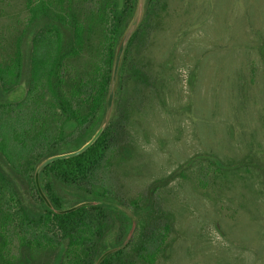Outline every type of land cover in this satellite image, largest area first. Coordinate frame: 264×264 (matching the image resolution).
Segmentation results:
<instances>
[{
    "label": "trees",
    "instance_id": "1",
    "mask_svg": "<svg viewBox=\"0 0 264 264\" xmlns=\"http://www.w3.org/2000/svg\"><path fill=\"white\" fill-rule=\"evenodd\" d=\"M164 2L146 0L149 24ZM136 10L137 0H0V264H158L170 249L172 215L140 197L128 209L100 179L134 114L122 99L130 86L129 102L155 80L130 58L140 30L119 57L117 113L84 152L39 169L80 149L100 127ZM24 80V95L12 99ZM208 170L222 181L229 167L210 158Z\"/></svg>",
    "mask_w": 264,
    "mask_h": 264
},
{
    "label": "rangeland",
    "instance_id": "2",
    "mask_svg": "<svg viewBox=\"0 0 264 264\" xmlns=\"http://www.w3.org/2000/svg\"><path fill=\"white\" fill-rule=\"evenodd\" d=\"M164 1L149 24L146 0H137L127 31L146 35L130 58L155 80L122 99L134 114L100 179L128 209L140 197L172 215L158 264H264V0ZM25 90L26 80L10 96ZM110 105L107 122L117 113L113 94ZM210 158L227 164L226 179L206 176ZM63 198L76 201L72 192Z\"/></svg>",
    "mask_w": 264,
    "mask_h": 264
},
{
    "label": "water",
    "instance_id": "3",
    "mask_svg": "<svg viewBox=\"0 0 264 264\" xmlns=\"http://www.w3.org/2000/svg\"><path fill=\"white\" fill-rule=\"evenodd\" d=\"M131 28L127 31L125 37L123 38V41H122V46L125 45L127 39H129L130 37V34H131ZM112 94H113V86H112V89L110 91V97H109V101H108V104H107V107H106V110H105V114H104V117H103V120H102V123L100 125V127L98 128V130L95 132V134L92 136V138L85 144L83 145L80 149L74 151V152H70V153H66V154H61V155H56V156H53L51 158H48L46 159L40 166H39V169H41L42 167H44L45 165L55 161V160H58V159H65V158H70V157H73V156H77L79 154H81L82 152H84L87 148H89L95 141L96 139L99 137V135L101 134V132L103 131V129L105 128L106 126V123H107V119H108V115H109V109H110V104H111V100H112Z\"/></svg>",
    "mask_w": 264,
    "mask_h": 264
}]
</instances>
